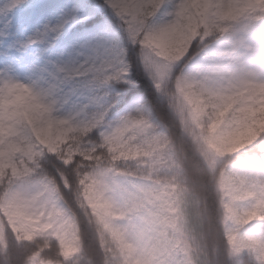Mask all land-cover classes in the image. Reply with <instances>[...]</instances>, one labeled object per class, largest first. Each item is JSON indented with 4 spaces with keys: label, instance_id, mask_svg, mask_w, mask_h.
<instances>
[{
    "label": "rangeland",
    "instance_id": "obj_1",
    "mask_svg": "<svg viewBox=\"0 0 264 264\" xmlns=\"http://www.w3.org/2000/svg\"><path fill=\"white\" fill-rule=\"evenodd\" d=\"M143 0H110L118 15L137 28L143 13ZM9 3L13 0H8ZM197 20L203 24L211 17L230 16L239 10H264V0H194ZM150 3L155 4V0ZM181 3L161 4L153 15L147 33L150 53L146 63L152 79L162 86L176 63L183 57L184 44L193 36L195 22ZM26 46L0 55V171L7 168L17 153L34 156L40 149L55 153L66 140L67 125L76 126L78 92L71 85L74 77L98 72V78L109 84L120 74L112 64L98 70L100 54L84 52L81 56L64 57L55 66L35 55L42 51L41 33H24ZM116 60L122 63L120 54ZM65 81L61 80V77ZM70 88L68 96L64 87ZM72 86V85H71ZM195 86L230 106L264 105V26L238 28L217 46L198 54L182 75L178 90L180 113L186 128L200 143L202 155L215 167L232 148L234 139L222 124L200 125L198 112L206 99L195 93ZM47 91L49 92L48 94ZM198 93V92H197ZM43 100L35 102L39 96ZM106 98L102 99V102ZM32 111L33 115L26 116ZM246 125L240 123V128ZM114 138L140 134L150 141L158 134L150 122L124 117L107 127ZM19 138L20 143L15 142ZM240 165L245 164L242 160ZM222 205L225 227L233 250L261 244L264 253V187H253L239 194L222 181ZM237 192V193H236ZM89 202L101 211L105 234L120 264H207L194 237L191 208L194 200L182 190L139 181L111 170L98 173L86 192ZM55 185L38 179L17 185L7 195L4 206L12 221L30 229L51 234L66 244L75 240V224L67 207L60 201ZM244 216L236 214V203ZM193 220V221H192ZM248 242L245 243L241 234ZM0 219V239H3Z\"/></svg>",
    "mask_w": 264,
    "mask_h": 264
},
{
    "label": "trees",
    "instance_id": "obj_2",
    "mask_svg": "<svg viewBox=\"0 0 264 264\" xmlns=\"http://www.w3.org/2000/svg\"><path fill=\"white\" fill-rule=\"evenodd\" d=\"M150 1H142L143 13L134 28L118 15L109 0L121 42L110 52L100 54L98 70L112 64L120 76L109 84L102 83L95 70L74 77L71 85L79 95L72 100L77 108L76 126L67 125L69 133L60 149L55 153L40 149L34 156L17 153L11 164L0 171V264H120L105 234L101 211L86 195L94 177L105 170L190 194L194 200V237L207 264H264L261 244L242 250L231 247L221 192L224 176L241 195L253 187H264V105L239 101L219 105L200 86L194 87L198 96L206 97L198 112V123L222 124L234 139L230 151L211 167L204 160L200 143L182 120L178 90L182 75L196 55L206 53L242 26L263 27L264 10H239L230 16L211 17L203 24L196 18L194 0H155L153 5ZM176 3L188 8L195 30L184 44L183 57L160 86L152 79L146 63V54L150 53L148 26L161 4ZM17 46H26L24 33L5 38L0 51L9 52ZM116 54H120L122 63L116 60ZM61 80L65 81L64 76ZM63 89L67 97L71 89ZM103 98L106 101L102 102ZM43 99V95L39 96L35 102ZM32 115V111L26 113L28 117ZM124 117L150 122L157 139L150 141L140 134L109 136L107 127ZM241 122L246 124L242 128ZM15 142L20 143L19 138ZM242 160L245 164L240 165ZM38 179L50 180L69 210L76 230L72 244L10 219L4 206L7 195L20 183ZM235 207L236 214L244 216L240 202ZM241 236L248 245L244 233Z\"/></svg>",
    "mask_w": 264,
    "mask_h": 264
},
{
    "label": "snow or ice",
    "instance_id": "obj_3",
    "mask_svg": "<svg viewBox=\"0 0 264 264\" xmlns=\"http://www.w3.org/2000/svg\"><path fill=\"white\" fill-rule=\"evenodd\" d=\"M21 33L43 35L35 55L52 66L84 52L108 53L121 42L109 0H0V43Z\"/></svg>",
    "mask_w": 264,
    "mask_h": 264
}]
</instances>
